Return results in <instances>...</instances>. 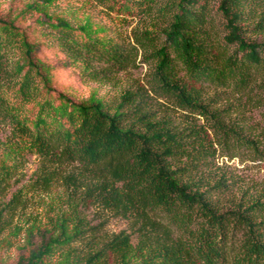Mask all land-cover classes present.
Here are the masks:
<instances>
[{"label":"trees","instance_id":"16d2710c","mask_svg":"<svg viewBox=\"0 0 264 264\" xmlns=\"http://www.w3.org/2000/svg\"><path fill=\"white\" fill-rule=\"evenodd\" d=\"M99 2L121 24L158 13L155 23L132 30L131 48L153 63L151 91L204 119L215 140L205 127L191 123L185 134L154 118L137 91L123 93L128 110L113 114L100 102L73 101L50 86L51 66L22 31L0 19V124L10 128L0 140V200L31 154L41 160V191L58 182L75 213L80 204L101 208L127 219L137 235L134 244L126 232L101 234L71 212L50 220L53 236L16 264H264V191L249 194L199 169L210 167L215 145L230 159L245 152L264 161V139L226 122L204 97L222 90L264 106V0ZM88 26L61 20L54 40L67 58L63 67L78 64L82 78L102 83L126 68L131 53L93 37ZM62 166L74 170L60 176ZM19 194L0 201V235L23 228L9 221Z\"/></svg>","mask_w":264,"mask_h":264},{"label":"rangeland","instance_id":"374dc122","mask_svg":"<svg viewBox=\"0 0 264 264\" xmlns=\"http://www.w3.org/2000/svg\"><path fill=\"white\" fill-rule=\"evenodd\" d=\"M214 2L216 4L217 1ZM157 14L154 13L151 19L142 16L131 24H121L117 21L116 14L101 5L99 0H0V19L12 22L37 48V57L51 66L47 77L50 86L56 90L75 102H100L111 114L127 111L126 107L121 108V96L128 90L137 91L145 95L144 107L153 113L154 118L169 121L174 129L185 134H188L191 123L205 127L208 139L213 141L215 137L204 119L178 108L171 100L151 91L148 81L153 63L144 61L141 50L131 48L135 45L132 30L155 23L153 19ZM61 20L77 29L89 23L88 30L93 37H105L120 44L125 52L129 51L130 63L126 68L110 73L108 80L102 83L82 78L78 64L63 67L62 63L67 58L54 40L58 36L57 25ZM156 23L162 25L160 21ZM247 35L254 40L259 39L252 33ZM95 67L97 71H103L106 66ZM204 97L206 102L212 104V108L221 113L226 122L235 127H242L244 133L252 132V135L264 139V106L222 90L207 89ZM131 121L126 122L124 126H130ZM9 135L10 128L0 124V140H5ZM215 147L218 151L210 160V167L206 169L199 166L202 172L210 173L214 177H225L249 194L264 191V161H254L252 156L245 152H240L238 157L230 159L224 156V148L217 145ZM40 163L39 158L27 154L10 181L6 196L0 200L7 203L14 194L22 193L19 194L22 198L18 207L12 211L9 221H12L11 228L16 224H22L23 228L18 233L8 228L0 235V264H16L31 248L50 235L53 236L50 220L56 221L71 212L80 214L90 227L97 229L101 234L126 232L131 235L132 243H136L137 235L130 229L127 219L90 205H78L75 213L68 204L64 188L58 182L49 192L41 191L40 184L36 183V172ZM174 163H178V167L185 164L178 161ZM59 169L61 176L73 168L62 166ZM2 208L3 205H0V209ZM7 215V212H3L4 220L8 219Z\"/></svg>","mask_w":264,"mask_h":264}]
</instances>
